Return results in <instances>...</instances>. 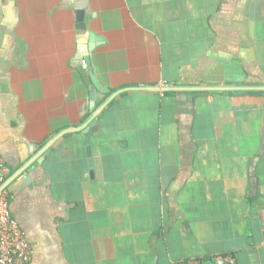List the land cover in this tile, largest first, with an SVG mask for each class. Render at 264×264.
<instances>
[{
    "label": "crops",
    "instance_id": "obj_1",
    "mask_svg": "<svg viewBox=\"0 0 264 264\" xmlns=\"http://www.w3.org/2000/svg\"><path fill=\"white\" fill-rule=\"evenodd\" d=\"M251 92L264 0H0V157L29 264H264Z\"/></svg>",
    "mask_w": 264,
    "mask_h": 264
},
{
    "label": "built area",
    "instance_id": "obj_2",
    "mask_svg": "<svg viewBox=\"0 0 264 264\" xmlns=\"http://www.w3.org/2000/svg\"><path fill=\"white\" fill-rule=\"evenodd\" d=\"M85 62L83 61L82 64ZM11 171L0 157V264H29L32 248L27 241L24 230L12 217L10 211L11 195L8 180ZM262 234L264 235V207L260 211ZM214 264H236L232 254L213 258ZM189 264H199L195 261Z\"/></svg>",
    "mask_w": 264,
    "mask_h": 264
},
{
    "label": "water",
    "instance_id": "obj_3",
    "mask_svg": "<svg viewBox=\"0 0 264 264\" xmlns=\"http://www.w3.org/2000/svg\"><path fill=\"white\" fill-rule=\"evenodd\" d=\"M84 12L83 11H78L77 12V29L79 30H84L85 29V25H84ZM90 39L89 41L86 43V44H81V46L78 47L77 49V57L75 58L76 61L81 64L83 61L84 62H88L89 63V58H88V52L92 49L93 45H95V42L98 41V38H93L92 34H90ZM85 59V60H84ZM93 82H94V87L91 88V90L93 89H100L97 82H95V80L93 79ZM214 88H210L208 90H213ZM170 91L172 90H175V91H186L185 89H179V88H170L169 89ZM200 90V89H199ZM205 90V89H204ZM217 90H226V89H217ZM101 92H104L102 89L100 90ZM95 96H97V93L96 92H93L91 97H90V103H89V106H93L94 105V98ZM110 102V100L103 106H101V108H99L93 115V119L95 120V118L97 117V115L105 108V106ZM85 110L88 109V106L84 107ZM86 129V128H84ZM83 128H78L74 131H82L84 130ZM66 133V132H65ZM62 135V134H61ZM60 135V136H61ZM60 136H58L57 138H59ZM55 138L52 142H50L47 147L45 148V150L43 151V155L46 156L50 151H51V145L55 142V140L57 139ZM85 145H86V152H87V156H90L91 155V147H90V137L87 136L85 137Z\"/></svg>",
    "mask_w": 264,
    "mask_h": 264
},
{
    "label": "trees",
    "instance_id": "obj_4",
    "mask_svg": "<svg viewBox=\"0 0 264 264\" xmlns=\"http://www.w3.org/2000/svg\"><path fill=\"white\" fill-rule=\"evenodd\" d=\"M251 93L264 94V92H251Z\"/></svg>",
    "mask_w": 264,
    "mask_h": 264
}]
</instances>
